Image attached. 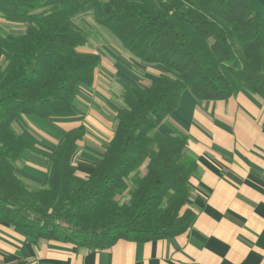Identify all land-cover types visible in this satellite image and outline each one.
Here are the masks:
<instances>
[{"label":"trees","instance_id":"1","mask_svg":"<svg viewBox=\"0 0 264 264\" xmlns=\"http://www.w3.org/2000/svg\"><path fill=\"white\" fill-rule=\"evenodd\" d=\"M85 15L134 59L169 74L147 87L117 79L122 106L114 135L80 178L72 158L84 129L47 152L14 124L24 116L81 115L77 91L92 87L101 63L80 51L88 37L75 21ZM0 20L23 28L0 27V222L33 242L87 250L185 233L195 219L186 206L197 163L185 151L186 136L157 128L186 90L208 101L241 90L264 100V0H0ZM24 152L49 162L45 187L16 176Z\"/></svg>","mask_w":264,"mask_h":264},{"label":"crops","instance_id":"2","mask_svg":"<svg viewBox=\"0 0 264 264\" xmlns=\"http://www.w3.org/2000/svg\"><path fill=\"white\" fill-rule=\"evenodd\" d=\"M111 67L112 61L102 57L92 87L78 89L81 115L44 120L24 116L16 122L21 135L47 152L58 151L67 135L84 129L72 158L80 178L91 173L114 135L115 110L122 104L119 77H103L113 73ZM144 68L148 85L165 70L159 65ZM110 83L116 105L98 86ZM157 131L186 136L185 151L197 163L186 206L195 219L185 233L145 243L119 240L107 250H87L55 241L33 242L0 222V264H264V100L241 90L227 100L208 101L186 90ZM48 170L46 159L24 152L15 174L39 189L45 187Z\"/></svg>","mask_w":264,"mask_h":264},{"label":"rangeland","instance_id":"3","mask_svg":"<svg viewBox=\"0 0 264 264\" xmlns=\"http://www.w3.org/2000/svg\"><path fill=\"white\" fill-rule=\"evenodd\" d=\"M75 24L81 30H83L88 37V42L85 47L81 48L80 51L82 52H89L98 54L101 58L103 57L104 60L112 61L113 69H109L112 74L103 76L104 79L110 78L111 76H117L118 79H122L128 81L133 85H137L139 87H147L148 86V72L144 67H149L151 65L143 64L139 61L134 62L131 58H128V53L125 52L121 46L118 44L114 36L102 26H99L94 23L91 16L85 15L81 18L76 19ZM0 27L4 31V33H23V28L20 25H15L11 23H7L4 20H0ZM125 53H123L122 51ZM130 56V55H129ZM132 57V56H130ZM133 58V57H132ZM134 59V58H133ZM99 67V66H98ZM97 67V68H98ZM165 74H169L166 69L162 72ZM126 74V76H125ZM124 78V79H123ZM102 83V80H100ZM135 83V84H134ZM102 88V91L107 93L110 97H114L113 102L116 105L115 100V90L113 85H98ZM81 88V87H80ZM79 90L77 91V94ZM77 101V96H76ZM77 103V102H76ZM16 130H19L17 124H14ZM30 136L34 139L39 140V135L36 134L35 131L27 132Z\"/></svg>","mask_w":264,"mask_h":264}]
</instances>
